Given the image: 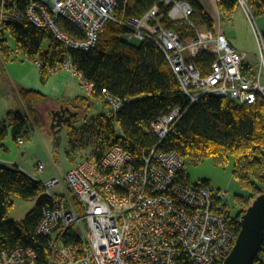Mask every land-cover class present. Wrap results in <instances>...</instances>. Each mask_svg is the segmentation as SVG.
<instances>
[{
    "label": "built area",
    "instance_id": "built-area-1",
    "mask_svg": "<svg viewBox=\"0 0 264 264\" xmlns=\"http://www.w3.org/2000/svg\"><path fill=\"white\" fill-rule=\"evenodd\" d=\"M163 2L178 8L182 19L194 27L189 2ZM239 2L248 20L253 21L246 1ZM117 5V0H0V52L14 54L5 29L24 19L51 30L76 49L94 46L104 24L113 20L128 30L130 39L150 40L161 49L191 103L206 93L239 105L255 103L259 97L264 100L261 31L255 30L257 65L245 68L240 54L219 30L198 31L185 44L177 33L159 23L157 4L142 17H119L115 13ZM64 20L78 28L79 35L64 31ZM200 51L214 55L206 75L188 60ZM60 68L87 85L82 72L70 61ZM102 93L99 102L108 105L105 112L110 116L130 101L128 97ZM181 115L180 108H173L151 123L150 129L159 141ZM184 164V157L174 151L148 148L139 162L126 148L114 145L99 159H82L64 177L43 181L38 172L45 165L38 162L28 174L41 181L42 193L51 199L50 205L43 206L36 227L38 235L49 239V253L42 264H221L236 239L225 218L226 191L187 181L182 175ZM56 186H61L58 193L52 192ZM36 259L32 247L0 250V264H38ZM260 262L264 263V255Z\"/></svg>",
    "mask_w": 264,
    "mask_h": 264
},
{
    "label": "trees",
    "instance_id": "trees-1",
    "mask_svg": "<svg viewBox=\"0 0 264 264\" xmlns=\"http://www.w3.org/2000/svg\"><path fill=\"white\" fill-rule=\"evenodd\" d=\"M182 1L189 2L192 7L189 18L194 27L187 20L172 19L170 11L173 7L163 0H117L115 13L119 17H142L157 4L159 23L173 30L187 44L197 36L198 31L214 30L215 22L200 0ZM245 1L253 16L264 14V0ZM238 6L239 0H218L217 4L224 18H229ZM61 27L74 36L79 35L78 28L66 20L61 21ZM103 27L94 46L88 49L73 48L58 39L51 30L39 28L27 19L10 23L5 31L9 46L10 39L14 44L11 47L13 53L20 52L28 61L40 63L36 64L40 68L42 82H45L50 72H56L68 60L77 71L82 72L88 87L91 86L88 95L79 94L61 103L69 108L71 106V119L67 122L70 137L73 138L77 128L69 122L79 117L77 107L80 105L85 107V112L78 121L87 124L88 114L96 104H100L103 91L118 98L130 99L113 116L103 110L91 118L89 124L95 140L92 154L86 158L99 159L114 145L126 148L139 162L143 151L152 147L158 151H174L184 157L185 163L199 162L209 157L214 163L225 165L232 156L234 176L250 191L247 207L255 196L264 191V100L259 97L255 103L239 105L226 97L206 93L197 102L191 103L181 89L167 57L155 43L150 40L131 43L132 39L127 36L128 30L113 20L107 21ZM46 40L47 48L42 51ZM11 55L2 51V58ZM213 59L211 53L200 51L188 60L206 75L211 70ZM18 97L24 112L17 111L9 115L8 125L0 124V147H3L10 130L12 140L18 142V139H24L29 122L34 127L41 124L39 105L47 101H59L38 89L25 86L18 88ZM173 108H180L182 115L167 136L159 141V137L150 129L151 123ZM81 132L86 134L83 129ZM182 175L190 181L185 168ZM201 182L210 184L208 180ZM41 187L40 180L32 178L17 165L0 166V250L32 247L37 253L38 264L44 263L49 253V239L36 233L43 206L50 205L51 201L42 193ZM14 197L25 201L37 199L34 208L23 220L7 218ZM228 207L226 202L225 208ZM244 211L235 215L228 209L225 213L227 225L236 236L239 233L238 219ZM262 245L252 264H264L260 262V256L264 255V238Z\"/></svg>",
    "mask_w": 264,
    "mask_h": 264
},
{
    "label": "rangeland",
    "instance_id": "rangeland-1",
    "mask_svg": "<svg viewBox=\"0 0 264 264\" xmlns=\"http://www.w3.org/2000/svg\"><path fill=\"white\" fill-rule=\"evenodd\" d=\"M171 13L174 18L181 16V13L176 7ZM220 22L225 29L228 27L229 23L224 21L223 18L220 19ZM10 42L13 48L14 44L11 39ZM131 43L139 44L140 42L137 39H132ZM47 45L48 41L46 40L42 45V51L47 48ZM0 74L6 75L9 78L7 83L2 78V75H0V113H2L7 105L11 107L17 106L14 95L9 91V87L12 86L13 83L16 85L27 84L34 88H40L42 91H48L54 79V77H51L48 82H42V74H40L39 66L34 61L25 59L20 52H14L11 57H5L3 59L0 57ZM67 74L70 76L69 72H67ZM70 77L68 78L70 79L69 81L75 83L72 85L76 86V95H88L87 85L81 83L79 78ZM58 104L59 103L56 104L47 101L38 106V113L42 122L41 124H36V127H34L31 122L27 124L24 144L12 140L11 130L4 139V142L9 144V150L7 149L6 153L8 155L13 154L11 158L8 156V159L15 160L18 155H20L16 162L26 168L29 167L28 169L32 172L38 162L45 165L44 170L38 172L39 178L43 181H47L52 177H64L71 167L81 162L82 159L90 157L93 151L92 145L95 140L89 124L90 120L92 117H95L97 113L103 110L107 111L108 108L102 103L96 104L95 108L88 114L87 124H84L82 121L79 122L78 120L85 112V107L81 105L77 107L79 108V117L69 122L74 124L73 126L77 128V132L73 134L72 138V136L70 137L69 135V124H63L58 131L51 129V110L59 108ZM17 110L24 112V108L19 105V102ZM0 124H9V119L6 115L4 117L0 116ZM7 128L9 130V127ZM81 129H83L86 134L82 133ZM233 163L234 160L232 156L225 165L214 163L213 160L208 157L199 162L186 161L184 167L191 182L208 180L213 188H220L226 191L224 199L227 204H229L228 209L231 211V214L237 215L241 210L245 209L250 191L248 187L241 183L238 177L234 176L233 170L235 166ZM1 164L15 167L14 164L10 165L7 164V162ZM239 168L242 169L241 166ZM244 173L245 172H243V174ZM60 191L61 186L52 188V192L58 193ZM36 201L37 199L25 201L19 197H14L7 218L15 221L23 220L29 211L34 208ZM77 234L82 235V231L77 229Z\"/></svg>",
    "mask_w": 264,
    "mask_h": 264
},
{
    "label": "crops",
    "instance_id": "crops-1",
    "mask_svg": "<svg viewBox=\"0 0 264 264\" xmlns=\"http://www.w3.org/2000/svg\"><path fill=\"white\" fill-rule=\"evenodd\" d=\"M200 1L204 6L205 11L212 17L213 22H215L214 29L224 33L226 39L228 40V43H230V45L233 46V48L237 51V53L240 54L241 64L246 68L255 67L258 61V53H257L258 46L255 37V30L261 31L262 34L264 33V14L262 16H254L253 21H250L247 18L243 6L241 5L234 9V12L230 14L229 18H224L221 11H219L217 8L218 0H200ZM172 11L173 9L170 11V17L172 19L174 20L182 19V14L181 16L174 18L171 13ZM221 18H223L224 21L229 23L226 29L221 25L220 22ZM0 55H1L0 57L2 58V52H0ZM51 77H54V79L52 80L51 86L48 89V91H42L40 88H35L42 91L45 94L47 93L48 95L51 96V98L55 100L57 99L59 100L57 102L54 101L51 102L56 104L59 103L58 106L60 107L62 105L61 104L62 101L68 100V98L78 96L76 95L77 92L75 89L76 86L72 85L75 83L69 81L70 79L68 78L70 76H68L67 71L60 68L56 70V72H50L49 77L45 81L48 82ZM2 78L6 82L9 79L8 76L6 75H2ZM23 86L34 89V87L27 84L16 85L15 83H13L12 86L10 87L8 84L9 91L14 95L17 106L15 107H11L9 105L5 106V109L2 111V113H0L1 117H4L5 115L8 117L9 115H13V113L19 111L17 110L18 102L19 105H21L22 107V102L20 100V97H18V88ZM24 142L22 144H24ZM7 149L9 150V144L4 142L3 147H0V166H4L1 163L7 162V164L10 165L11 164L17 165L25 173H29L30 172V170L28 169L29 167L26 168L25 166L20 165L19 163L16 162L17 159L20 157V155H18V157L15 160L8 159V156L9 158H11V155L13 154L8 155L6 153Z\"/></svg>",
    "mask_w": 264,
    "mask_h": 264
},
{
    "label": "water",
    "instance_id": "water-1",
    "mask_svg": "<svg viewBox=\"0 0 264 264\" xmlns=\"http://www.w3.org/2000/svg\"><path fill=\"white\" fill-rule=\"evenodd\" d=\"M65 112L67 110L64 106L52 110V122L56 119L55 115L65 114ZM62 125L58 120L54 125L57 127L56 131ZM54 126L51 124V129H55ZM238 220L239 233L235 244L221 264H252L258 254L264 238V191L255 196Z\"/></svg>",
    "mask_w": 264,
    "mask_h": 264
},
{
    "label": "flooded vegetation",
    "instance_id": "flooded-vegetation-1",
    "mask_svg": "<svg viewBox=\"0 0 264 264\" xmlns=\"http://www.w3.org/2000/svg\"><path fill=\"white\" fill-rule=\"evenodd\" d=\"M63 105H61L59 108L57 109H60ZM64 108H66L67 112H65V114H57V116L55 115L56 119L54 122H52V119H53V115H52V112H51V123L53 124V126L55 125V123L59 120V123H62V124H67V122L71 119L70 115H71V111H70V108L69 107H66L64 106ZM56 109V110H57ZM63 109V108H62ZM54 131L57 130V127L54 126Z\"/></svg>",
    "mask_w": 264,
    "mask_h": 264
},
{
    "label": "bare ground",
    "instance_id": "bare-ground-1",
    "mask_svg": "<svg viewBox=\"0 0 264 264\" xmlns=\"http://www.w3.org/2000/svg\"><path fill=\"white\" fill-rule=\"evenodd\" d=\"M53 110V109H52ZM52 110H51V112H52Z\"/></svg>",
    "mask_w": 264,
    "mask_h": 264
}]
</instances>
